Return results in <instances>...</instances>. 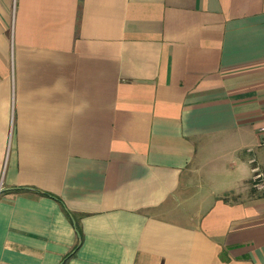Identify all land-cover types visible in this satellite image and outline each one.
I'll list each match as a JSON object with an SVG mask.
<instances>
[{
    "label": "crops",
    "instance_id": "crops-1",
    "mask_svg": "<svg viewBox=\"0 0 264 264\" xmlns=\"http://www.w3.org/2000/svg\"><path fill=\"white\" fill-rule=\"evenodd\" d=\"M264 0H0V264H264Z\"/></svg>",
    "mask_w": 264,
    "mask_h": 264
},
{
    "label": "built area",
    "instance_id": "built-area-1",
    "mask_svg": "<svg viewBox=\"0 0 264 264\" xmlns=\"http://www.w3.org/2000/svg\"><path fill=\"white\" fill-rule=\"evenodd\" d=\"M261 178H262V173L261 172L256 173L254 176V179H255L254 182L257 187L264 188V181Z\"/></svg>",
    "mask_w": 264,
    "mask_h": 264
}]
</instances>
